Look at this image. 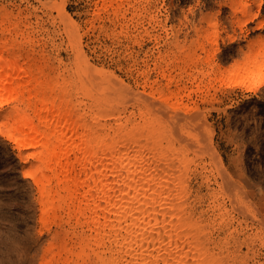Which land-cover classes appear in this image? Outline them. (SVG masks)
I'll list each match as a JSON object with an SVG mask.
<instances>
[{
    "label": "rangeland",
    "instance_id": "rangeland-1",
    "mask_svg": "<svg viewBox=\"0 0 264 264\" xmlns=\"http://www.w3.org/2000/svg\"><path fill=\"white\" fill-rule=\"evenodd\" d=\"M80 47L128 84L106 88L110 120L140 122L134 145L177 161L204 264H264V0H0V264H44L76 225L67 210L46 218L38 149L19 147L13 125L17 107L37 124L46 103L51 118L91 113Z\"/></svg>",
    "mask_w": 264,
    "mask_h": 264
},
{
    "label": "bare ground",
    "instance_id": "bare-ground-1",
    "mask_svg": "<svg viewBox=\"0 0 264 264\" xmlns=\"http://www.w3.org/2000/svg\"><path fill=\"white\" fill-rule=\"evenodd\" d=\"M61 8L78 30L77 22ZM79 51V74L90 80L85 92L91 113L80 120L72 112H61L58 118L53 113L51 118L52 107L46 103L37 124L26 110L14 111L19 147H36L44 184L56 180L52 188L43 186L46 218L59 221L63 210L76 218L44 264H204L198 253L205 248L202 235L184 230L190 223L181 214L184 204L176 200L177 173L168 168L177 161H155L134 145L140 140V122L125 132L127 122L110 120L115 112L106 90L113 85L123 88V79L115 81V73L91 63L81 47ZM5 78L0 73V97L8 88ZM259 86L253 81L247 88Z\"/></svg>",
    "mask_w": 264,
    "mask_h": 264
}]
</instances>
